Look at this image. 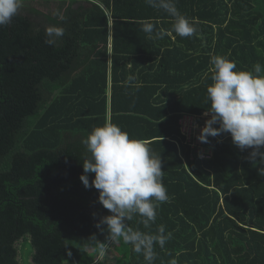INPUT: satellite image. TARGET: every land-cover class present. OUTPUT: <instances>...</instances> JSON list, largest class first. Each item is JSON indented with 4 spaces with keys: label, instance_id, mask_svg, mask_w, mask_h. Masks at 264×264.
<instances>
[{
    "label": "trees",
    "instance_id": "16d2710c",
    "mask_svg": "<svg viewBox=\"0 0 264 264\" xmlns=\"http://www.w3.org/2000/svg\"><path fill=\"white\" fill-rule=\"evenodd\" d=\"M175 2L193 36H177L174 20L145 0L103 1L111 50L99 2L24 0L0 27V264H21L17 244L26 237L33 264H109L110 244L114 264H147L131 245L109 242L106 225L96 227L111 213L80 180L90 157L82 141L107 122L161 156L169 200L150 228L139 216L127 222L172 233L163 249L154 246L153 264H264V165L245 159L251 149L241 151L230 134L196 138L213 153L201 159L179 123L209 113L212 56L236 71L264 67V0ZM144 22L163 39L143 32ZM51 26L65 30L55 46L44 42Z\"/></svg>",
    "mask_w": 264,
    "mask_h": 264
},
{
    "label": "clouds",
    "instance_id": "9594fccd",
    "mask_svg": "<svg viewBox=\"0 0 264 264\" xmlns=\"http://www.w3.org/2000/svg\"><path fill=\"white\" fill-rule=\"evenodd\" d=\"M145 3L163 10L174 20L172 31L177 36L190 37L197 32L195 24L179 12L175 0H145ZM23 5L24 0H0V27L10 24ZM142 31L155 39H163L165 35L151 22H144ZM64 32L62 27H48L45 44L55 46ZM210 64L212 83L207 86L206 97L210 102V118L197 139L208 143L209 136L230 134L232 143L241 151L251 149L245 159L264 165V151H261L264 148V67L257 63L253 71H236L235 62L215 55ZM82 143L90 157L82 163L80 180L85 188L98 190L99 203L111 213L101 217L96 227L104 231L101 226L106 225L109 242L129 244L136 254L143 255L147 264H153L154 246L158 244L163 249L172 233L165 234L162 224L152 234L133 230L127 222L139 216L140 223L150 228L157 219L160 204L169 200L162 182L161 156L154 154L145 141L130 138L111 122L95 127ZM89 173L94 174L91 183ZM105 250L106 244L100 242L98 251ZM170 264L177 261L172 259Z\"/></svg>",
    "mask_w": 264,
    "mask_h": 264
},
{
    "label": "built area",
    "instance_id": "2783aa9c",
    "mask_svg": "<svg viewBox=\"0 0 264 264\" xmlns=\"http://www.w3.org/2000/svg\"><path fill=\"white\" fill-rule=\"evenodd\" d=\"M87 1L92 2L93 0H87ZM205 116L207 117V119H209L210 113ZM179 123H180L181 131L183 135H185L186 137V140H187L186 144L191 145L196 152L200 153L201 159L211 158L213 154L212 151L209 149H204V148L199 149L195 141L197 134H198L197 130H201L204 127L205 122L203 124L200 123V120H198V117L195 115L184 114L179 120Z\"/></svg>",
    "mask_w": 264,
    "mask_h": 264
},
{
    "label": "rangeland",
    "instance_id": "374dc122",
    "mask_svg": "<svg viewBox=\"0 0 264 264\" xmlns=\"http://www.w3.org/2000/svg\"><path fill=\"white\" fill-rule=\"evenodd\" d=\"M41 9L43 10V12H46V9L44 8V6L41 7ZM200 119V123H204L207 120V117L205 116V114L202 117H199ZM201 130H197V133H199ZM18 249H19V260L21 262V264H33L32 263V256L34 253V249L31 245L30 242V238L26 237L24 239H22L18 244ZM109 249H113V245H109ZM110 250V251H111ZM109 251V260L105 258V261L109 264H114V254L111 253ZM106 251L103 252V254L99 257V260H102L103 257L105 256ZM108 256V255H107Z\"/></svg>",
    "mask_w": 264,
    "mask_h": 264
},
{
    "label": "crops",
    "instance_id": "0c3cea01",
    "mask_svg": "<svg viewBox=\"0 0 264 264\" xmlns=\"http://www.w3.org/2000/svg\"><path fill=\"white\" fill-rule=\"evenodd\" d=\"M33 1V0H32ZM103 1L104 0H93L92 2H99V4H101V6H102V8H103V10L106 12V14L108 15V18H109V23H110V50L112 49V26H113V19H112V15H111V9H108V8H106V6H104V3H103ZM111 2H112V0H110ZM90 1H87V0H83V4L85 5V6H88V3H89ZM36 2H32V3H30L29 5H37V3L35 4ZM55 6H50V8H54ZM44 8L46 9V14H48L49 12H50V9H49V6L47 7V4H45L44 5ZM110 55H111V53H110ZM182 132V131H181ZM183 134V133H182ZM198 135V134H197ZM197 138V137H196ZM195 141H196V139H195ZM185 144H186V142H185ZM188 146H190V145H188ZM179 149H180V147H179ZM193 153L195 154L196 153V151L193 149Z\"/></svg>",
    "mask_w": 264,
    "mask_h": 264
},
{
    "label": "water",
    "instance_id": "95a60500",
    "mask_svg": "<svg viewBox=\"0 0 264 264\" xmlns=\"http://www.w3.org/2000/svg\"><path fill=\"white\" fill-rule=\"evenodd\" d=\"M197 165H198V166L200 165V161L197 162Z\"/></svg>",
    "mask_w": 264,
    "mask_h": 264
}]
</instances>
